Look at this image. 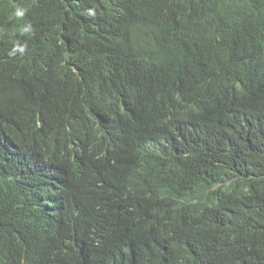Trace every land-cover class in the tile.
Instances as JSON below:
<instances>
[{
  "label": "trees",
  "instance_id": "obj_1",
  "mask_svg": "<svg viewBox=\"0 0 264 264\" xmlns=\"http://www.w3.org/2000/svg\"><path fill=\"white\" fill-rule=\"evenodd\" d=\"M122 14L92 76L0 74V166L36 156L62 184L54 221L31 227L0 177V264H264V0H126ZM228 71L249 101L211 107ZM98 88L131 118L100 131L86 109ZM57 100L91 131L69 129Z\"/></svg>",
  "mask_w": 264,
  "mask_h": 264
},
{
  "label": "clouds",
  "instance_id": "obj_2",
  "mask_svg": "<svg viewBox=\"0 0 264 264\" xmlns=\"http://www.w3.org/2000/svg\"><path fill=\"white\" fill-rule=\"evenodd\" d=\"M125 3L126 0H0V74H16L29 62L41 71H64V67H70L92 76L95 74L92 69L98 71L99 65L96 51L119 32L113 28L119 23L123 29L130 26V20L122 14ZM127 35V50L137 56L139 28L136 23ZM228 72L229 80L220 82L212 92L211 107L225 101H249L250 80L238 72ZM13 100L15 104H25L31 98L17 89ZM57 106L62 109L60 119L69 129L76 122L84 130L81 136L91 131L75 117L74 108L61 101ZM86 109L90 117L104 124L99 127L100 131L132 116L125 97L117 90L98 88L95 97L86 103ZM0 177L14 185L15 222L39 227L40 222L54 221L62 194L58 167L30 156L1 164Z\"/></svg>",
  "mask_w": 264,
  "mask_h": 264
}]
</instances>
